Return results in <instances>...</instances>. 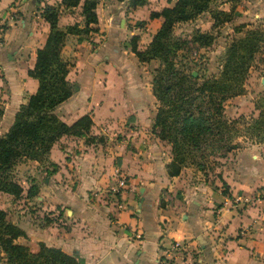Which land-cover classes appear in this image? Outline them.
Returning <instances> with one entry per match:
<instances>
[{"label":"crops","instance_id":"0c3cea01","mask_svg":"<svg viewBox=\"0 0 264 264\" xmlns=\"http://www.w3.org/2000/svg\"><path fill=\"white\" fill-rule=\"evenodd\" d=\"M58 1L0 0V133L36 88L27 69L49 30L41 6ZM173 1L98 0L97 21L89 24L94 29L65 35L60 53L77 88L54 112L66 123L86 113L91 124L82 135L59 136L44 160L30 159L29 171L16 175L18 196L0 191L7 219L24 232L15 241L32 251L39 241L59 247L83 264L261 262L263 198L230 204L219 188L166 172L171 153L153 129L151 73L128 40L136 35L144 48L162 19L149 17L150 10ZM243 1L254 20L264 22V0ZM82 19L79 4L63 7L57 25L81 26ZM22 201H32L27 213Z\"/></svg>","mask_w":264,"mask_h":264},{"label":"trees","instance_id":"16d2710c","mask_svg":"<svg viewBox=\"0 0 264 264\" xmlns=\"http://www.w3.org/2000/svg\"><path fill=\"white\" fill-rule=\"evenodd\" d=\"M98 0H59L55 4L44 3L40 14L49 24L44 42L36 47L35 58L27 74L36 78L37 85L29 93L24 102L14 112L13 119L7 129L0 133V191L18 196L21 185L12 174L13 164L20 158L44 160L51 144L63 134L82 135L91 124L88 114H82L70 123L61 120L54 112V107L68 97L77 85L66 77L69 62L61 56L60 49L67 33H87L94 27L90 23L97 21L95 6ZM222 0H174L172 4L162 6L159 10H150L149 17L161 16L160 25L151 33L150 40L142 49L136 45V35L128 40L130 50L139 60L159 59L151 78V90L158 101L153 118V127L160 126L162 132L171 128L168 137L171 143V159L166 163L168 175L179 173L184 158V143H196L200 131L209 130L210 123L206 116L195 114L198 106H193L196 95L191 91L195 75L183 72L175 67L173 56L175 40L173 27L178 21H185L202 11H210L212 23L228 21L234 10V0L228 9L217 8ZM80 6L83 23L57 25V16L61 8ZM211 5H215L211 8ZM237 24L233 26L238 30ZM261 28H247L241 36L233 37L225 47L221 70L217 75H210L194 86L197 93L207 92L210 103L213 102L216 114H221L222 101L243 90L242 78L247 66L258 48L257 42L262 38ZM212 35L206 31L195 32L193 40L201 45L208 44ZM2 106L0 103V116ZM171 119V124L167 119ZM232 121V120H231ZM226 123L216 118L215 125ZM254 128L264 130V114L259 111L252 119ZM264 137V135H262ZM232 146H227L228 150ZM30 189L26 190L29 194ZM23 230L9 221L5 211L0 208V250L3 251L7 264H83L74 255L68 254L56 246L38 242L37 249L32 251L27 245L15 241Z\"/></svg>","mask_w":264,"mask_h":264},{"label":"rangeland","instance_id":"374dc122","mask_svg":"<svg viewBox=\"0 0 264 264\" xmlns=\"http://www.w3.org/2000/svg\"><path fill=\"white\" fill-rule=\"evenodd\" d=\"M234 1L232 17L225 21L226 23L213 24L210 11L205 10L184 22L176 23L173 27V39L176 44L174 65L185 73L191 71L195 75L191 91L199 95H196L192 104L197 105L200 110L195 114L206 116L210 123L209 130L198 133L196 143L189 141L184 143V158L179 177H183L184 183H206L213 189L219 188L221 193L228 196L230 204L247 203L261 198L264 202V137L262 136L264 130H256L252 123V119L258 116L259 111H263L264 114V82L258 79L260 75L264 76V22L254 20L251 14L252 7L247 9L248 3L243 0ZM230 4L231 1L222 0L216 6L227 9ZM214 7L215 5H211V8ZM222 23H225L224 26ZM237 24L243 25L235 30L233 26ZM251 27L261 28L263 39L257 42L259 46L243 74V90L241 93L226 97L222 101L221 114H216L213 102L208 101L207 92L197 93L193 88L207 76L219 73L225 47L233 37L241 36ZM196 31L210 33L212 35L210 42L201 45L194 41L193 36ZM158 60L156 58L145 60L151 78L154 67L159 64ZM157 102L156 100L154 103ZM157 107L158 105L156 109ZM216 118H221L226 123L218 124L216 127ZM170 120L167 119L168 124H171ZM153 129L157 137L167 143L171 153L168 137L173 130L165 129L162 132L164 138H160L158 132L161 127L157 125ZM227 146L232 147L226 150ZM29 160L30 158H20L13 164L12 174L16 180L20 178L16 176L17 174L25 175L29 171V167H25ZM255 168L258 169L256 174L253 172ZM254 176H257V179H254ZM223 178L230 183L227 184L226 179ZM231 193L233 195H230ZM236 198L241 199L236 200ZM21 204L27 213L32 201L29 204L22 201ZM4 211L6 216V210ZM260 261L258 264H264V257ZM0 264H7L1 250Z\"/></svg>","mask_w":264,"mask_h":264},{"label":"built area","instance_id":"2783aa9c","mask_svg":"<svg viewBox=\"0 0 264 264\" xmlns=\"http://www.w3.org/2000/svg\"><path fill=\"white\" fill-rule=\"evenodd\" d=\"M2 32H3V28H2V26H1V24H0V41H1V38H2ZM123 181H124L123 179H120V183H119V186H120V187L123 186V184H124Z\"/></svg>","mask_w":264,"mask_h":264},{"label":"water","instance_id":"95a60500","mask_svg":"<svg viewBox=\"0 0 264 264\" xmlns=\"http://www.w3.org/2000/svg\"><path fill=\"white\" fill-rule=\"evenodd\" d=\"M261 82H264V76L261 78V80H260Z\"/></svg>","mask_w":264,"mask_h":264}]
</instances>
